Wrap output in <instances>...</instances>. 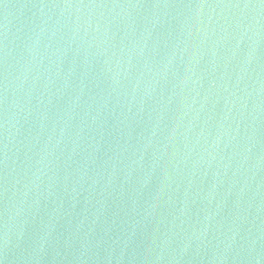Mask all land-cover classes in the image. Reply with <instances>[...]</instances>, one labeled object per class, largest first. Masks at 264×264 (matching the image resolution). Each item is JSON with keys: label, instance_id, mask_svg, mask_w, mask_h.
Masks as SVG:
<instances>
[{"label": "water", "instance_id": "obj_1", "mask_svg": "<svg viewBox=\"0 0 264 264\" xmlns=\"http://www.w3.org/2000/svg\"><path fill=\"white\" fill-rule=\"evenodd\" d=\"M0 264H264V3L0 0Z\"/></svg>", "mask_w": 264, "mask_h": 264}, {"label": "snow or ice", "instance_id": "obj_2", "mask_svg": "<svg viewBox=\"0 0 264 264\" xmlns=\"http://www.w3.org/2000/svg\"><path fill=\"white\" fill-rule=\"evenodd\" d=\"M262 3H264V0H261Z\"/></svg>", "mask_w": 264, "mask_h": 264}]
</instances>
